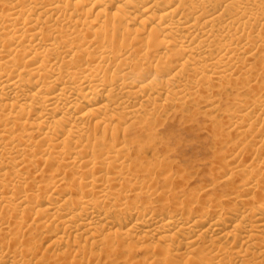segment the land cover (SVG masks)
Here are the masks:
<instances>
[{"label":"bare ground","instance_id":"6f19581e","mask_svg":"<svg viewBox=\"0 0 264 264\" xmlns=\"http://www.w3.org/2000/svg\"><path fill=\"white\" fill-rule=\"evenodd\" d=\"M0 264H264V0H0Z\"/></svg>","mask_w":264,"mask_h":264},{"label":"rangeland","instance_id":"374dc122","mask_svg":"<svg viewBox=\"0 0 264 264\" xmlns=\"http://www.w3.org/2000/svg\"><path fill=\"white\" fill-rule=\"evenodd\" d=\"M173 130L178 134V137L180 138V144L176 149V152L171 156L174 158H171L173 159L172 161L174 162V165L177 164V166H179V170L175 167L179 173L176 169V172L173 173H177L182 176L185 175L186 177L183 176L182 182L167 185L160 182V180H157L156 187L159 192L153 198L155 202L153 203V205H151V207H154L157 212L168 211L170 213H174L171 205H173L175 201H178V204L181 203L182 206H184L183 209L185 212L190 210L192 204L200 205L201 198L197 196L198 192H200L206 184H209L211 178L220 170H215V168L212 167V160L215 161L213 152L210 150V148H208L209 146L203 138H197L195 131L188 132L180 129L177 126L174 127ZM159 189H167V191H165L166 194L160 193L161 190ZM231 189L232 187L230 186H219L218 188L213 190L209 189L207 192L208 195L206 194V196L211 199L212 204L215 205L214 203H218V201L220 200L219 197L221 198V196L230 193ZM193 190L196 191L194 192ZM172 191L174 192V194ZM189 192H191V195L189 194ZM177 194L179 195V197H177ZM220 207L221 206H218V210H216L217 212H221V210H224V207Z\"/></svg>","mask_w":264,"mask_h":264}]
</instances>
